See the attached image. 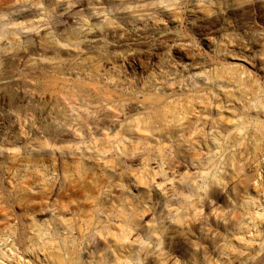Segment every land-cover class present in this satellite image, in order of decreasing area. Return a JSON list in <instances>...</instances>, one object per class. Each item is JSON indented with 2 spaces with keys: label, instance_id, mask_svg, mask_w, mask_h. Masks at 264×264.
Listing matches in <instances>:
<instances>
[{
  "label": "clouds",
  "instance_id": "9594fccd",
  "mask_svg": "<svg viewBox=\"0 0 264 264\" xmlns=\"http://www.w3.org/2000/svg\"><path fill=\"white\" fill-rule=\"evenodd\" d=\"M0 264H264V0H0Z\"/></svg>",
  "mask_w": 264,
  "mask_h": 264
}]
</instances>
